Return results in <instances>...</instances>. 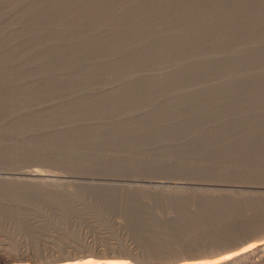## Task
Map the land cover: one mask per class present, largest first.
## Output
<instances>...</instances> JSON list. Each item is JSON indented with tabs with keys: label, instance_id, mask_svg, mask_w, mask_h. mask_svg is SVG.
I'll use <instances>...</instances> for the list:
<instances>
[{
	"label": "rangeland",
	"instance_id": "374dc122",
	"mask_svg": "<svg viewBox=\"0 0 264 264\" xmlns=\"http://www.w3.org/2000/svg\"><path fill=\"white\" fill-rule=\"evenodd\" d=\"M217 1L223 3L218 16L204 19L195 13L183 16L182 10L206 9L213 0H135L123 5L116 0H0V138L5 139L0 149L8 151L16 142L28 139L46 143L50 135L61 133L69 138L66 135L59 140L61 148H69L63 155L59 148L50 152L28 148L22 156L12 155L14 160L10 154L0 156V186L3 180L19 183V193L3 206L0 202V264H66L79 260L100 264H253L258 255L261 261L254 264H264V251L253 259L243 255L231 258L252 242L263 240L264 232L249 231L237 239V244L218 248L212 235L214 226L208 220L210 225L201 218L203 228L193 230V216L179 221L178 210L169 209L158 197L163 192L190 191L264 197V173L242 175L232 167L220 171L218 167L225 161H219L215 151L208 149L211 152L204 159L196 151L208 134L227 130L219 126L231 127L235 122L238 129L233 134L239 137L243 130L240 123L264 110L263 94L244 92L264 88V72L256 70L264 65V41L256 38L264 28V19L259 23L227 19L231 5L240 9L238 14H252L264 11V0ZM110 8H115L120 17H103L92 23L95 13L105 15ZM70 12L78 18L69 19ZM139 13L155 17L151 26L138 33L129 23ZM70 21L79 22L73 32ZM224 26L231 29L216 45L220 54L201 59L199 55L208 50ZM200 28H206L207 33L185 35V29L196 32ZM86 36L99 41L83 43ZM239 38L251 44L239 46ZM118 39L122 44L111 47L110 43ZM160 47L164 49L159 51ZM190 52L198 56L192 58ZM259 54L262 56L256 59ZM243 56H252L251 61ZM109 100L130 101L135 107L131 118H156L169 131L161 137L153 126L141 131L124 127L120 134L124 142L137 139L120 147L113 144L116 137H110L106 129L108 135L101 142H90L86 137L96 131L100 121L86 106ZM166 103H177L178 108L208 103L222 110V116L216 120L209 112L204 113L193 121L198 126L196 134L180 135L176 131L185 123V116L167 122L155 113ZM242 105L247 107L234 109ZM142 112L147 113L142 116ZM75 113L79 119L71 118ZM107 118L114 120V116ZM258 118L257 124L264 122V115ZM21 125L25 126L24 133L3 132ZM263 136L252 138V145L257 143L252 152H264V146L258 144L264 142ZM133 155L138 163L128 160ZM194 164L198 168H192ZM18 169L63 175L48 179L7 172ZM65 174L83 177L69 179ZM115 175L123 180L111 181L109 178ZM147 177L154 181H131ZM177 179L184 183L179 186L174 183ZM258 184L262 186L258 191L247 187ZM107 189L115 190V194L124 190L120 202L108 197ZM136 198H141L142 207L157 211L149 209L146 215L143 211L131 212ZM194 203L192 208L198 209L199 203Z\"/></svg>",
	"mask_w": 264,
	"mask_h": 264
},
{
	"label": "bare ground",
	"instance_id": "6f19581e",
	"mask_svg": "<svg viewBox=\"0 0 264 264\" xmlns=\"http://www.w3.org/2000/svg\"><path fill=\"white\" fill-rule=\"evenodd\" d=\"M132 1H135V0H132ZM132 1L131 0H116V4L123 5V4H128V2L130 3ZM158 1H159V3L163 2V0H158ZM222 4H223L222 2H219L217 0H213V3L210 6H208L206 9L188 7V8H185L182 10L185 12V14L183 16H188L190 13H195V14H199L204 19L215 18L218 16V10H221ZM230 8L231 9H229V14L227 16V19H229V20L240 19L244 22L249 21V22H258L259 23L260 21H263V19H264V11L263 12L257 11V12H254L252 14H250V13L238 14V13H240L239 8H236L233 5H231ZM67 14H68L69 19L78 18L73 12H70ZM103 17L105 19H108V18L109 19H117L120 16H119V14H117L115 8H110L108 10V13L105 15L100 16L99 13L98 14L95 13L92 23L97 24L99 21H101V19H103ZM154 17H155L154 14L151 15V14H146V13H139L137 17H134L136 20L129 23L130 27L135 28V30L138 31V33L142 32L146 28H148L149 26H151L153 24L151 21L154 19ZM59 18L62 19L63 15L60 14ZM141 19H143L144 22H139V20H141ZM68 23H69L70 31L73 32L72 28H74L79 22L70 21ZM107 23H110V25L111 24L113 25V22H107ZM222 28L224 30L216 33V36L209 43L208 50L206 52H204L203 54L199 55V57H201V59L208 60V59L212 58L214 55L220 54V50L216 48V45H217L219 40H221L222 38H224L225 36H227L229 34V31L231 29V28H227L226 26H224ZM199 30H196V32H192L190 30L185 29V35L192 36V35H196V34L207 33L206 28H200ZM54 32L60 33L57 29H55ZM70 35H71V33H70ZM86 37L82 38V40H84L83 43L89 42L90 38L88 36H86ZM256 38L258 40L264 41V28H262L261 30H259L257 32ZM90 40L94 41V42L95 41L98 42L99 38L95 37V38H92ZM247 40L248 39H245V38H243V39L239 38L237 41L239 43V46L248 47L246 45H250L251 43H250V41H247ZM121 44H122V41H120L118 39L114 42H111L110 46L111 47H113V45L119 46ZM163 49L164 48L160 47L158 50L162 51ZM259 55L257 56L256 59H258L262 56L261 54H259ZM188 56L193 58V57H197L198 54L190 52V54ZM251 57L252 56H247V57L243 56L242 58H244V59L246 58V61H251ZM142 58L143 57L136 59L137 62H140L142 60ZM237 58L241 59V56L238 55ZM263 58H264V56H263ZM136 60H134L132 62H135ZM245 68H246L245 66H240V69L242 71H244ZM256 70H258L260 72H264V65L258 66L256 68ZM228 72H230V71L227 70V73ZM226 76H228V74H226ZM223 85H224V83H223ZM244 92L245 93H254V94L258 93V94L264 95V88L263 87H257L256 89L251 88V90L250 89H244ZM126 102L127 103L125 104V103H120V102H117L114 100H109L106 104H103V103L97 104L96 102H94V103L89 104L90 107H88L89 105H87L86 110L89 109L90 112L93 114V116L97 117L96 119H99V121H100L99 127H97V129H96V131H94V133H91L89 136L86 137L87 140H89L92 143L101 142L108 135V132L106 135V133H105L106 131H104V130L108 129L110 131V133H109V135H111L110 137H116V139L115 138L114 139L118 142V143H116V141L114 140L113 144H119L118 146L125 147L128 144H134L133 142H135V140L137 138L135 137L136 139H129V140H126V142H124L125 140L123 141V139L120 138L121 137L120 134L122 133V130H124V127H131L133 129H136V131H141V129H143L144 127L148 128V127L153 126L155 134L160 135L161 137L164 134H166L165 133L166 131L167 132L169 131V127L162 125L161 123H159V121H156L157 120L156 118H155L156 120L154 118H151L150 116H149V118L145 117L146 119L145 118L144 119H140V118L139 119H133V118H131L132 114L135 111V107H133V105L130 103V101H126ZM171 104L172 103H166V104L160 106L156 110L155 113L158 114V116H160V117L167 118V122L172 121V120L175 121L177 118L185 116V121H184L185 123L183 124L182 127H179L178 130L176 131L177 133H180V135H182V134H184V135L185 134L186 135L196 134V132H198L197 131L198 126H195L193 121H197L200 118H202V115L204 113L209 112L210 114H212L211 116L214 117L213 119H216V120H218V119L220 120V117L222 116V114H221L222 110L220 111V109L218 107H215V108L210 107L208 105V103L201 104V105L196 106V107L189 105V104H186V106L182 107V108H178L176 105L177 103H174L173 105H171ZM14 106L20 107L23 105L22 104H16ZM8 107H10V105H7V108ZM246 107L247 106H244V105L235 106L234 109L235 108L244 109ZM260 110H259L260 115L253 116V117L249 116L247 119L245 118L246 121L240 123L242 125L241 127L243 128V130H242L241 135H238L239 137H235L236 135L233 134L235 129H238L236 127L235 122L232 123L231 127L230 126H219L218 127L219 129L220 128H226L227 130H216V132L208 134L204 139L205 142H203V145L200 146L198 149H196V151L198 152L197 154H198L199 158L204 159L207 152H211L208 149H212L213 151H215L214 154L219 157V161L220 160L225 161V163H220V167H218V169L220 171H226L227 169L232 167L233 169H235L236 172H239L242 175L258 176L259 174H263L264 173V152H259V151L252 152L255 149V147H257L256 146L257 143L252 145V143L255 142V139L252 140V138H256L257 134H260L261 136L264 135V122L257 124V122H259L258 117L261 115H264L263 114L264 110H262V111H260ZM142 113H143L142 114V116H143L147 112H142ZM189 114H192V115H189ZM108 116L109 117L114 116V118H113L114 120L108 121V118L106 120L105 118ZM153 116L154 115L152 114V117ZM71 118H73L74 120L79 119V114L75 113L71 116ZM147 119H148V121H147ZM48 123H49V121L46 122V124H48ZM107 123H111L112 125L107 127L108 126V125H106ZM244 123H247V124H244ZM220 125H222V124L220 123ZM24 130H25V126L21 125V126H17L16 128L4 129L3 132L8 133L9 135H16L17 133H24L25 132ZM222 132H224V133L222 134ZM254 132H256V135ZM219 133H220V135H219ZM2 134H3V136H5V133H2ZM66 135H67L66 133L65 134L61 133L59 135L58 134L50 135V137L47 138L46 143H43L42 141L41 142L36 141L37 143H35V142H33L34 141L33 139L32 140L28 139L21 144L16 142L15 143L16 146H13L12 149L8 148V151L10 150L9 152L6 150L4 151L3 149H0V151L3 150L2 154L0 153V156H3V153H4L5 155L10 154L11 155L10 157L13 158L15 156L12 157V155H19V154L21 155V153H24L25 151H27L28 148L29 149L32 148L36 152H38L40 150H47V152H50L54 148H59L60 153L63 155L65 153L69 152V148L66 146H63V145H62L63 147L61 148L59 140H61L62 138H66ZM138 136L140 138L144 137L142 134H140ZM67 139H69L68 135H67ZM234 139H236V140H234ZM4 140L5 139L0 138V143L5 142ZM231 141H233L234 143H231ZM258 141H260V140H258ZM258 141H256V142H258ZM261 142L262 143H258V144H262L264 146V142L263 141H261ZM115 149H117V148L115 147L113 150H115ZM0 158H2V157H0ZM94 158H96V156H94ZM5 159H7V158H5ZM13 160H14V158H13ZM16 160H15V162H16ZM88 160H93V159H88ZM128 160L131 161L132 163H138V158L134 155L131 156V158H129ZM183 161H185V160L183 159ZM12 162H14V161H12ZM197 165H198V162H197ZM191 167L192 168H198V166H196L195 164L192 165ZM18 170H16V171L12 170V171H7V172L10 174L11 173L15 174V175L25 174V175L41 176V177H46L48 179H53L56 176H57V178L59 176H60V178H62L61 176L63 175V173H62V175L56 173L57 171L56 172H54V171H43L40 169H35V170H30V171L27 170L25 172L23 171V169H22V171H20L21 169L19 171ZM78 174H65L64 176H66L67 178L76 177L77 179L83 177L82 175L80 176ZM116 175H115V178L110 177L109 179L113 182L118 181V180H123V178L118 177L120 175H118L116 178ZM121 177H124V176H121ZM136 177H139V176H136ZM178 178H181V177H178ZM148 179L147 180H145V179L144 180H142V179L141 180L140 179H131V181L132 180L133 181L134 180H136V181H154V179H152V180L151 179L148 180ZM159 179H161V178H159ZM159 179L156 181L157 182L160 181ZM125 180H126V178H125ZM173 180H175V179L173 178ZM179 180L174 181V183H176V184L179 183V186H180V184H182L184 182L181 181L182 179L180 181ZM186 180H188V179H186ZM202 180H204V179H202ZM215 180L218 182L221 181V183L223 181L221 179H215ZM193 181H194V179H193ZM167 182H168V180H167ZM171 182H173V181H171ZM204 182H205V180H204ZM218 182H217V184L219 185ZM250 182L251 181H249V183ZM223 183H225V182H223ZM257 183L260 184L262 182L258 181ZM185 184H184V186H185ZM191 184H189V185L192 186ZM212 184H213V182H212ZM242 184H243V182H242ZM259 184L258 185H247V187L249 189L251 188L252 189V190L250 189L251 191H253V189H256L258 191L257 187H259V189H261V187H262L261 185L259 186ZM172 185H175V184H172ZM202 185L204 186L203 183H202ZM239 186L241 187L240 183H239ZM207 187H210V186H207ZM219 187L221 188V186H219ZM18 188H19L18 182L10 181V180H9V182L5 181V180L2 181L1 186H0V189H1V191H0V200L1 201L0 202L2 203V206H3V204H5L4 201L9 200L10 198H12L13 196H16L19 193ZM29 188H33V186H30ZM187 188H188V186H187ZM112 189H111V191L109 189L106 190V192L108 193L107 196L111 197L114 200H117L118 202H120L119 196L122 195V192H124V190H122V192L119 191V192H117V194H115V190H112ZM221 189H223V188H221ZM231 189H233V187ZM243 190H245V188ZM190 192L191 193L186 192V193H181V194L180 193L174 194V193L163 192V193H160L158 195V197H159V201L167 202V204L165 206L169 207V209L174 208V209L178 210L179 214H177L178 215L177 219H179V221L180 220H182V221L186 220L187 218H190L193 216L194 217L193 218L194 219V226L193 227L191 226L193 230L203 228L202 224L200 223L201 218L206 222L208 220V222L212 225H210L208 222L207 223L210 226H214V227H212L213 228L212 235L217 240L216 246L218 248L219 247L223 248V247L229 246L231 244L233 245V243H236L238 238H241V236H243L244 234H247L249 231H251V232H264V197L263 196L260 197L258 195L259 197L258 196L257 197H253V196H250V197L244 196L243 197L241 195H230L228 193L222 194V195H219V194L216 195L217 193H215V194L210 193L209 194L208 192L207 193H204V192L200 193L197 191H195V192L190 191ZM196 201L199 203V204L198 203L197 204L200 206V207H197L198 209L192 208V205H195L194 202H196ZM132 203H133L132 204L133 207L131 209V212L140 213V211H143L142 213H145V215H146L149 212V209H151V211H153V212L155 211V210H153V208L151 206H148L149 209L142 207L143 202L141 201V198H136ZM197 204H196V206H197ZM176 223H178V221ZM179 223H181V222H179ZM179 223H178V225H179ZM262 251H264V238H263V240L252 242L250 245H248L247 247H245L242 250H238L236 253L233 254V256L231 258H238L239 256L243 255L244 257L248 256V257H252L251 259H253V257L256 254L258 255V253H260ZM258 256H257V258H259ZM261 257H263V255ZM257 258H256V261L258 260ZM250 262H251V260H250ZM238 263H240V262L238 261ZM66 264H100V263L95 262L93 260H79L77 262L68 261ZM257 264H259V263H257Z\"/></svg>",
	"mask_w": 264,
	"mask_h": 264
}]
</instances>
